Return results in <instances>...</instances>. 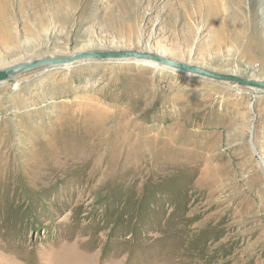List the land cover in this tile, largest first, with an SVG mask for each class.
<instances>
[{"label": "rangeland", "instance_id": "374dc122", "mask_svg": "<svg viewBox=\"0 0 264 264\" xmlns=\"http://www.w3.org/2000/svg\"><path fill=\"white\" fill-rule=\"evenodd\" d=\"M0 35V69L151 49L264 80V0H0ZM143 61L0 84V264H264V90Z\"/></svg>", "mask_w": 264, "mask_h": 264}, {"label": "water", "instance_id": "95a60500", "mask_svg": "<svg viewBox=\"0 0 264 264\" xmlns=\"http://www.w3.org/2000/svg\"><path fill=\"white\" fill-rule=\"evenodd\" d=\"M115 60V59H135L141 60H154L155 62L164 65L165 67L183 72L185 74L198 75L204 78L225 81L233 84H238L247 88H255L264 90V80H256L245 78L240 75H234L230 73H223L214 71L209 68H205L200 65L192 64L189 62L179 61L167 56L161 55L156 52H150L145 50H133V49H91L83 50L72 54V56H42L23 62H18L6 66L0 69V84L13 79L16 76L27 73L39 68H47L54 65H63L74 63L82 60Z\"/></svg>", "mask_w": 264, "mask_h": 264}, {"label": "bare ground", "instance_id": "6f19581e", "mask_svg": "<svg viewBox=\"0 0 264 264\" xmlns=\"http://www.w3.org/2000/svg\"><path fill=\"white\" fill-rule=\"evenodd\" d=\"M223 28V27H222ZM244 33H245V31H244ZM1 37H4V36H2V35H0ZM232 36V35H231ZM225 37V36H224ZM227 37H228V35H227ZM234 38V37H233ZM231 39V38H230ZM229 42V41H228ZM230 43V42H229ZM233 43V42H232ZM234 45V44H233ZM236 45V44H235ZM241 47V46H240ZM145 51H150V52H152L153 50H151V49H144ZM75 52V51H74ZM74 52H71V54H74ZM154 52V51H153ZM262 52V51H261ZM157 53V52H156ZM161 55H164V54H161ZM47 56H53L52 54H50V55H47ZM165 56V55H164ZM123 60H129L130 62L131 61H134L135 62V59H123ZM29 61V60H28ZM27 61V62H28ZM141 61H143V60H141ZM137 62H138V60H137ZM144 62V64H146V65H148V66H156V67H159V68H163L164 67V65H161V64H159V63H157V62H155L154 60H150V59H146L145 61H143ZM190 63V62H189ZM263 63V62H262ZM160 65V66H159ZM57 66V65H56ZM161 66H163V67H161ZM261 66H263V65H261ZM51 67H53V66H51ZM51 67H48V68H51ZM164 68H166V67H164ZM255 71V70H254ZM230 74H236V75H239L238 74V72L237 71H232V72H229ZM256 74V73H255ZM181 75H185V73H183V72H181ZM250 79H256V80H258L259 79V77H256V76H253V77H249ZM253 89V88H252ZM254 90V89H253ZM243 91H245V90H243ZM252 92V91H251ZM253 93V92H252Z\"/></svg>", "mask_w": 264, "mask_h": 264}]
</instances>
